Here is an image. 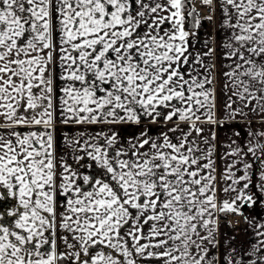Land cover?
<instances>
[{
	"label": "snow or ice",
	"instance_id": "6c2138e0",
	"mask_svg": "<svg viewBox=\"0 0 264 264\" xmlns=\"http://www.w3.org/2000/svg\"><path fill=\"white\" fill-rule=\"evenodd\" d=\"M200 5L0 0V264H264V0Z\"/></svg>",
	"mask_w": 264,
	"mask_h": 264
},
{
	"label": "crops",
	"instance_id": "0c3cea01",
	"mask_svg": "<svg viewBox=\"0 0 264 264\" xmlns=\"http://www.w3.org/2000/svg\"><path fill=\"white\" fill-rule=\"evenodd\" d=\"M219 11L215 14L213 22H202V26L198 32V38L203 41V39L207 35H212L215 37L216 46L219 47L220 42L225 38V34L222 31H218L219 29ZM193 45L196 49L203 51V46L201 43H196V38H193ZM219 91V85L216 86ZM245 122L241 121L240 123H233L228 127H225L223 130L217 129V134L221 138L225 135H231L232 131L239 130L242 133L246 132V128L244 127ZM160 125H151L149 127L148 121L145 120L141 125H136L132 123L116 125L115 130L123 141L132 140L133 142L141 132H148L153 138L159 135ZM246 136L242 135L241 139H245ZM65 158L68 157V153H65ZM4 203L11 205L12 201L8 200ZM224 213H217V216H220L219 219V238L222 243L228 242L231 246L235 247L237 250L242 248L250 247V241L255 239L254 229L250 226L249 222H252L256 225L260 223H264V203H258L253 205L252 207H246L243 210L244 217H247L245 223L240 229H231L228 220L225 218ZM234 237V239H232ZM227 246V244H226Z\"/></svg>",
	"mask_w": 264,
	"mask_h": 264
},
{
	"label": "built area",
	"instance_id": "2783aa9c",
	"mask_svg": "<svg viewBox=\"0 0 264 264\" xmlns=\"http://www.w3.org/2000/svg\"><path fill=\"white\" fill-rule=\"evenodd\" d=\"M194 3L196 4L200 12V15L202 17L207 16L209 14L208 9L200 5V0H194ZM225 218L228 220L231 229H235V230L240 229L243 227L245 223L244 215L239 216V215H235L232 213H228V214H225Z\"/></svg>",
	"mask_w": 264,
	"mask_h": 264
}]
</instances>
